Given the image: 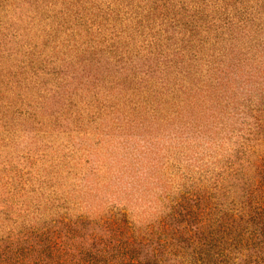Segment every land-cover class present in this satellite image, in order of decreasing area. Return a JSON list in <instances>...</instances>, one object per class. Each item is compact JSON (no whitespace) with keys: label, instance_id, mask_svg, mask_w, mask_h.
<instances>
[{"label":"trees","instance_id":"16d2710c","mask_svg":"<svg viewBox=\"0 0 264 264\" xmlns=\"http://www.w3.org/2000/svg\"><path fill=\"white\" fill-rule=\"evenodd\" d=\"M140 2L124 5L130 9L128 26L114 18L123 12L119 9L115 13L111 7L105 9L112 19L101 13L97 26L107 22L109 35L98 27L95 34H88L92 37L86 41L88 54H74L75 61H68L81 68L82 75L51 86L55 90L44 105L61 115L50 122L62 115L68 121L71 114L75 122H83V108L75 99L83 96L85 85L91 90L85 88L89 97L83 104L95 114L115 111L124 102L139 115L170 113L171 119H182L175 127L179 131L214 137L216 124L229 113L228 117L241 120V131L259 141L257 137L264 136V52H257L258 38L264 37V0ZM240 33L251 39L248 44ZM72 50L79 51L75 46ZM26 54L30 51L22 53ZM35 60L29 59L25 66L42 61ZM220 130L217 137L223 133ZM249 136L244 140L249 142ZM244 143L221 161L208 185L196 183L193 190L171 200L175 202L171 214L145 225L137 235L125 214L110 213L98 222L57 214L49 221H35L25 238L7 243L0 250V261L164 264L172 256L169 264H264V141ZM34 175L41 186L43 176L38 170ZM43 214L40 210L33 218ZM18 239L25 245L11 248Z\"/></svg>","mask_w":264,"mask_h":264},{"label":"rangeland","instance_id":"374dc122","mask_svg":"<svg viewBox=\"0 0 264 264\" xmlns=\"http://www.w3.org/2000/svg\"><path fill=\"white\" fill-rule=\"evenodd\" d=\"M122 1L0 0V250L13 239L25 238L23 234L35 221H49L57 214L89 222L110 213L125 214L137 235L145 225L171 214L175 203L171 200L193 190L196 183L208 185L221 161L241 144L264 141L261 134L259 141L246 135L241 120L228 117L229 113L216 124L214 137L177 130L183 120L171 119L170 113H143L148 116L143 118L124 102L115 111L95 114L83 104L89 97L87 89L91 90L85 85L83 96L75 99L83 108V122H75L72 114L68 121L62 115L50 122L61 115L44 105L55 90L51 86L82 75L81 68L68 61H75L74 54H88L86 41L92 39L88 34H95L98 27L109 35L107 22L97 26L101 13L107 17V7L113 13L119 9L123 12L114 18L128 26L130 9L124 5L130 0ZM135 3L141 5L140 0ZM240 36L246 42L244 34ZM258 41L257 54L264 52V37ZM24 51L30 54L22 55ZM29 59L42 61L30 68L25 66ZM219 128L223 133L217 137ZM248 136L249 142L244 140ZM37 170L43 176L41 186L34 178ZM40 210L44 214L34 219ZM18 241L11 248L25 245ZM241 259L238 255L237 261ZM173 260L171 256L164 264Z\"/></svg>","mask_w":264,"mask_h":264}]
</instances>
